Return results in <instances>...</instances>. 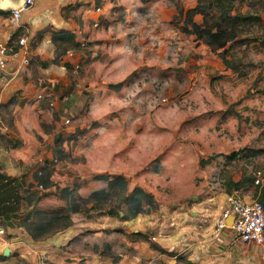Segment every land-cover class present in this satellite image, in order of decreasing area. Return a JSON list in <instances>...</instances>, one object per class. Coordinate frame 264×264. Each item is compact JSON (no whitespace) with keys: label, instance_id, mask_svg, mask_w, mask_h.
<instances>
[{"label":"rangeland","instance_id":"374dc122","mask_svg":"<svg viewBox=\"0 0 264 264\" xmlns=\"http://www.w3.org/2000/svg\"><path fill=\"white\" fill-rule=\"evenodd\" d=\"M141 1L129 0L127 31L116 29L115 52L106 43L91 49L87 67L65 71L73 103L40 106L26 138L35 158L16 170L23 184L17 211L70 216L83 231L79 249L114 264H156L149 243L129 239L137 232L157 237L170 253L183 251L199 236L191 226L203 235L213 230L200 212L209 198L230 190L257 200L255 182H264V0L238 6L261 20L241 40L263 41L233 46L227 57L238 73L226 71L219 56L232 43L212 53L187 33L177 5L188 0ZM163 12L171 14L167 21ZM249 149L262 153L228 158ZM246 179L254 184L229 186Z\"/></svg>","mask_w":264,"mask_h":264},{"label":"crops","instance_id":"0c3cea01","mask_svg":"<svg viewBox=\"0 0 264 264\" xmlns=\"http://www.w3.org/2000/svg\"><path fill=\"white\" fill-rule=\"evenodd\" d=\"M21 1L5 2L0 15V60L5 61V67H0V207L5 202L8 206L9 202L14 205L19 197L17 188L23 186L18 181L17 167L35 158L34 150L27 147L26 138L32 137L27 134V129L33 128L34 120L38 122L43 110L40 106L48 100H56L58 109L63 110L66 100L73 103L74 94L69 95L72 82L65 76V71L77 73L84 65L87 67L85 62L91 49L104 48L106 43L115 52L118 48L113 38L117 35L116 29L119 33L126 32L129 20V0H38L32 11L23 16L22 27L18 28L12 24L10 12ZM188 1V4L185 2L188 6L181 5V8L188 10L197 4L196 0ZM177 15L173 13V16ZM169 17L171 14L162 13L164 21ZM196 21L201 24L203 18L197 16ZM53 33L61 36L57 42ZM22 37L27 40L24 47L18 46ZM122 41L119 47L123 45ZM258 41L263 42L262 38ZM14 44L17 50L12 51ZM225 69L238 73L240 67L237 65V71ZM65 93L69 97L64 98ZM36 133L40 135L38 131ZM5 176L15 182L7 184ZM228 198L229 195L221 194L204 203L200 212L204 218L209 216L213 230L204 236L202 228L191 226L190 233L199 235L197 241L186 242L183 251L176 252L178 255L194 264H264L259 247L238 242L232 230L216 234L215 223L228 205ZM21 213L22 210L0 215V256L10 248L9 264H114L112 259L100 254L82 252L77 242L83 231L77 228L43 242H34L16 224L18 218L15 217ZM156 243L160 245L157 237ZM156 264L179 262L156 251Z\"/></svg>","mask_w":264,"mask_h":264},{"label":"trees","instance_id":"16d2710c","mask_svg":"<svg viewBox=\"0 0 264 264\" xmlns=\"http://www.w3.org/2000/svg\"><path fill=\"white\" fill-rule=\"evenodd\" d=\"M143 1V0H142ZM197 4L194 8L185 10L181 6L177 5L179 11V16L182 17V24L184 27L189 28L187 31L188 34L196 36V39L199 42H204L211 50L212 53H217L220 48H226L228 44L232 43L229 49H226L225 52L219 54L222 58L224 65L228 70H238L237 65L232 61L228 60L227 55L232 51L234 45L246 46L248 48L249 43L257 42L258 37L249 38L246 36L241 40L243 34H245V29L247 26L252 24H258L261 26V20L258 16H253L249 13H242L238 6L241 3V0H196ZM201 16L203 22L199 24L196 21V17ZM54 41H58L61 38L60 35L53 33ZM68 41L71 43L72 38L69 37ZM18 46H20L18 44ZM80 48V47H79ZM13 50H17V47L13 46ZM2 139V137L0 136ZM261 150H247V152L242 155V152L234 154L231 157L232 159H246L250 157H255L261 154ZM241 155V156H240ZM244 156V157H242ZM6 177V176H5ZM5 181L7 184L14 183L11 178L6 177ZM253 180L246 179L245 181L235 182L231 180L229 186L239 190L243 183H253ZM42 186H44L42 181ZM18 189V188H17ZM256 199L264 208V182L255 186ZM231 194L229 190L228 195ZM1 201V198H0ZM21 201L18 197L12 205V202H9V205H2L0 207V215H8L9 213L16 212L19 207V202ZM20 224H16L26 232V234L34 242H43L46 241L58 234L64 233L71 228H74V221L68 215H65L56 211H38L32 210L28 214L17 215ZM17 219V220H18ZM129 239L132 242H147L150 244L151 248L160 254L166 255L171 258H175L180 264H194L188 261L184 256L178 255L174 252H168L166 249L162 248L158 243L153 242L151 238L143 233H132L128 235ZM8 258L0 256V261H6Z\"/></svg>","mask_w":264,"mask_h":264},{"label":"built area","instance_id":"2783aa9c","mask_svg":"<svg viewBox=\"0 0 264 264\" xmlns=\"http://www.w3.org/2000/svg\"><path fill=\"white\" fill-rule=\"evenodd\" d=\"M2 1L0 0V15L3 13ZM38 0H24L19 9L10 12L12 24L21 28V21L25 14L32 11ZM26 38L19 40V45L24 47ZM0 67H5V61L0 60ZM263 183V181H262ZM256 185L261 184L258 179ZM228 205L223 210L221 216L215 223L216 234H220L224 230H232L235 240L243 244H252L259 247L264 253V208L257 201L246 202L242 197L229 196ZM232 219V225L228 226V220ZM2 234V232H1Z\"/></svg>","mask_w":264,"mask_h":264},{"label":"water","instance_id":"95a60500","mask_svg":"<svg viewBox=\"0 0 264 264\" xmlns=\"http://www.w3.org/2000/svg\"><path fill=\"white\" fill-rule=\"evenodd\" d=\"M7 1H15V0H3L2 1V9H3L4 3L7 2ZM23 2H24V0L21 1L20 5L16 9H19L22 6ZM227 225L228 226H231L232 225V219L228 220ZM10 255H11V249L10 248H6L4 250V252H3V257L4 258H9Z\"/></svg>","mask_w":264,"mask_h":264}]
</instances>
